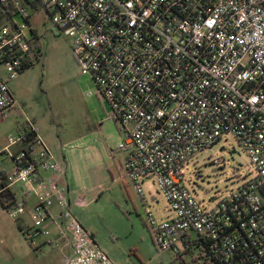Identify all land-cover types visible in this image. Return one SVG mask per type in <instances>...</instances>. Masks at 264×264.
Segmentation results:
<instances>
[{"label": "built area", "instance_id": "1", "mask_svg": "<svg viewBox=\"0 0 264 264\" xmlns=\"http://www.w3.org/2000/svg\"><path fill=\"white\" fill-rule=\"evenodd\" d=\"M0 4L13 14L0 27V117L15 107L10 82L38 59L33 15L42 13L45 27L72 40L82 74L120 125L122 168L138 196L146 202L143 184L153 180L167 198L169 219L157 222L146 210L156 246L182 264H264V0ZM227 136L255 176L207 208L186 186L184 166ZM20 142L11 138L6 151ZM6 174L8 188L22 187L8 212L16 221L30 215L32 244L52 235L44 227L51 220L49 244L72 250L65 264H116L72 213L67 168L39 135Z\"/></svg>", "mask_w": 264, "mask_h": 264}, {"label": "rangeland", "instance_id": "2", "mask_svg": "<svg viewBox=\"0 0 264 264\" xmlns=\"http://www.w3.org/2000/svg\"><path fill=\"white\" fill-rule=\"evenodd\" d=\"M42 13L33 15L42 51L35 63L10 82L15 107L0 117V173L13 169L22 127L31 123L68 171L72 213L116 264H182L172 251L156 246L146 210L157 222L173 214L165 194L153 182L143 184L146 202L120 166L124 152L120 125L97 95L89 75L82 74L73 42L55 27H45ZM17 22L22 20L17 17ZM235 149V152H233ZM221 163H216V161ZM185 184L205 207H217L232 190L254 178L248 155L230 136L184 166ZM9 171V172H10ZM16 221L0 203V264H65L66 253L40 236L32 244L18 224L34 227L29 214Z\"/></svg>", "mask_w": 264, "mask_h": 264}, {"label": "trees", "instance_id": "3", "mask_svg": "<svg viewBox=\"0 0 264 264\" xmlns=\"http://www.w3.org/2000/svg\"><path fill=\"white\" fill-rule=\"evenodd\" d=\"M12 13L9 11L8 8L0 4V27L7 24L10 21V18L12 17ZM37 49L41 54L42 48L41 45L37 43ZM38 55V56H39ZM38 133L37 130L34 128V126L31 123L25 124L20 133V149L28 146L34 140L37 138ZM19 149V151H20ZM7 174L5 172L1 173L0 178V203L8 210L11 206L17 203V196L16 194L8 188L7 184ZM19 222V221H18ZM20 231L25 235L26 227L18 224Z\"/></svg>", "mask_w": 264, "mask_h": 264}, {"label": "crops", "instance_id": "4", "mask_svg": "<svg viewBox=\"0 0 264 264\" xmlns=\"http://www.w3.org/2000/svg\"><path fill=\"white\" fill-rule=\"evenodd\" d=\"M35 128V127H34ZM36 130H37V133H38V135H39V137H41L43 140H44V142L46 143V145H47V142L45 141V139L43 138V136H41V133L38 131V129L37 128H35ZM47 147L49 148V146L47 145ZM49 150L51 151V149L49 148ZM119 153H123V152H119ZM124 154V156L126 155L125 153H123ZM126 158V157H125ZM123 161L124 160H122V161H120V166L122 167V163H123ZM10 170H6V171H2V172H5V173H8ZM67 174H68V171H67ZM21 186H17V187H15V189L13 190V192L16 194V196H17V198L19 199L20 197V193H18V191L19 190H21ZM70 197H71V193H70ZM71 200V199H70ZM28 204L29 205H32L33 203H35V201H36V199L34 198V197H31V198H29L28 200ZM71 205H72V201H71ZM61 212V210L58 208V207H54V208H52L51 210H50V213L51 214H54V215H58L59 213ZM20 221H23V219H21ZM23 223H24V221H23ZM51 224H53L52 223V221L51 220H48L46 223H44V227H49ZM24 227H26L25 225H24ZM28 227V226H27ZM65 251H67V253L66 254H71L72 253V250L70 249V248H65L64 249Z\"/></svg>", "mask_w": 264, "mask_h": 264}, {"label": "water", "instance_id": "5", "mask_svg": "<svg viewBox=\"0 0 264 264\" xmlns=\"http://www.w3.org/2000/svg\"><path fill=\"white\" fill-rule=\"evenodd\" d=\"M234 152V151H233Z\"/></svg>", "mask_w": 264, "mask_h": 264}]
</instances>
